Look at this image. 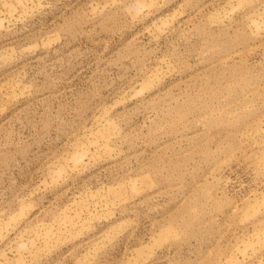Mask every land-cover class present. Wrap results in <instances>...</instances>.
<instances>
[{
  "label": "rangeland",
  "instance_id": "1",
  "mask_svg": "<svg viewBox=\"0 0 264 264\" xmlns=\"http://www.w3.org/2000/svg\"><path fill=\"white\" fill-rule=\"evenodd\" d=\"M0 264H264V0H0Z\"/></svg>",
  "mask_w": 264,
  "mask_h": 264
}]
</instances>
